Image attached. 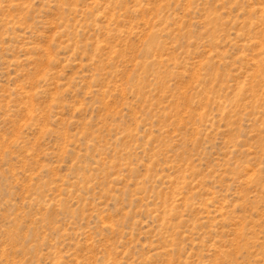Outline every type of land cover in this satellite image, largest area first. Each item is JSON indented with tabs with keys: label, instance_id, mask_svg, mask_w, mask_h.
I'll use <instances>...</instances> for the list:
<instances>
[{
	"label": "rangeland",
	"instance_id": "rangeland-1",
	"mask_svg": "<svg viewBox=\"0 0 264 264\" xmlns=\"http://www.w3.org/2000/svg\"><path fill=\"white\" fill-rule=\"evenodd\" d=\"M0 264H264V0H0Z\"/></svg>",
	"mask_w": 264,
	"mask_h": 264
}]
</instances>
